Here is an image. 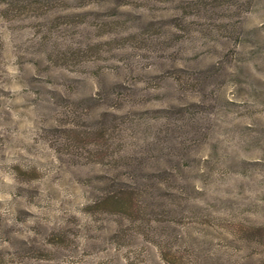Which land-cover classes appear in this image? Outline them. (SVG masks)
I'll use <instances>...</instances> for the list:
<instances>
[{
    "label": "rangeland",
    "instance_id": "1",
    "mask_svg": "<svg viewBox=\"0 0 264 264\" xmlns=\"http://www.w3.org/2000/svg\"><path fill=\"white\" fill-rule=\"evenodd\" d=\"M263 227L264 0H0V264H264Z\"/></svg>",
    "mask_w": 264,
    "mask_h": 264
},
{
    "label": "trees",
    "instance_id": "2",
    "mask_svg": "<svg viewBox=\"0 0 264 264\" xmlns=\"http://www.w3.org/2000/svg\"><path fill=\"white\" fill-rule=\"evenodd\" d=\"M124 194L125 195H122L120 193L119 194L109 193V194H106L103 198H101L100 202L109 207L111 206L115 207L116 211L125 212L126 210H128V208L131 209V211H133L134 195L131 192H127V191H125ZM156 246L159 249L161 258L167 264H177L176 262L177 260L173 258L174 255L171 252L168 242L166 240H158L156 242Z\"/></svg>",
    "mask_w": 264,
    "mask_h": 264
}]
</instances>
